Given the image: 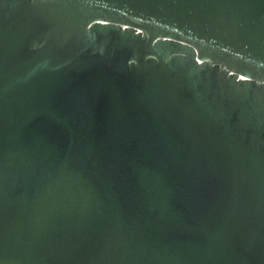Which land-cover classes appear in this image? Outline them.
<instances>
[{
  "label": "water",
  "instance_id": "obj_1",
  "mask_svg": "<svg viewBox=\"0 0 264 264\" xmlns=\"http://www.w3.org/2000/svg\"><path fill=\"white\" fill-rule=\"evenodd\" d=\"M0 264H264V0H0Z\"/></svg>",
  "mask_w": 264,
  "mask_h": 264
}]
</instances>
